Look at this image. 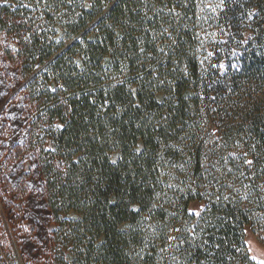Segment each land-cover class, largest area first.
<instances>
[{
	"label": "trees",
	"instance_id": "trees-1",
	"mask_svg": "<svg viewBox=\"0 0 264 264\" xmlns=\"http://www.w3.org/2000/svg\"><path fill=\"white\" fill-rule=\"evenodd\" d=\"M0 114V264H257L264 0H0Z\"/></svg>",
	"mask_w": 264,
	"mask_h": 264
},
{
	"label": "rangeland",
	"instance_id": "rangeland-1",
	"mask_svg": "<svg viewBox=\"0 0 264 264\" xmlns=\"http://www.w3.org/2000/svg\"><path fill=\"white\" fill-rule=\"evenodd\" d=\"M212 4L213 1H210ZM213 28L209 30L208 34L209 37H206L204 43H203V54H212V46H213V40L217 32H214ZM228 44H224L223 48L227 49ZM231 54H241L239 49H234ZM226 66L224 63L221 64V71L225 72ZM15 94V90H12L8 93L4 101L2 102V105L6 103L10 96ZM1 118V114H0ZM21 133H18L14 138L13 142H18L21 139ZM48 147H51V142L48 143ZM10 148V146H9ZM12 148V147H11ZM31 167V163L29 161L26 162L25 170L28 171ZM204 204L200 202H193L189 206V211L192 214H199L200 211L203 209ZM245 243L250 255V258L255 261L257 264H264V238L259 233L252 230L250 227L245 228Z\"/></svg>",
	"mask_w": 264,
	"mask_h": 264
}]
</instances>
